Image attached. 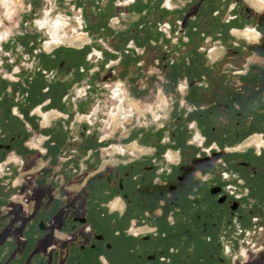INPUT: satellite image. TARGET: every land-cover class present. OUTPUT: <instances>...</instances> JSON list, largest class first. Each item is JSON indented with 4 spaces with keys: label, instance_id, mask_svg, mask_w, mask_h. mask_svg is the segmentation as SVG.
<instances>
[{
    "label": "flooded vegetation",
    "instance_id": "obj_1",
    "mask_svg": "<svg viewBox=\"0 0 264 264\" xmlns=\"http://www.w3.org/2000/svg\"><path fill=\"white\" fill-rule=\"evenodd\" d=\"M248 1L264 12L263 0ZM194 12L189 7L167 22L142 19L116 53L124 68L119 77H101L110 61L102 65L101 55H86L92 77L77 94L95 107L101 84L126 77L131 43L143 46L150 28L161 38L155 37L154 67L172 94L169 114L150 117L152 123L144 119L124 148L113 147L122 158L118 164L102 167L97 156L111 144L96 146L89 130L79 132L90 140L76 148L69 123L47 127L43 104L57 83L50 58H39L35 68L44 79L21 82L27 90L41 89L25 92L21 106H15L11 89L5 103L0 92V264H252L263 255L264 68L238 63L244 52L235 43L221 63L206 62L208 46L228 45L231 24L216 34ZM59 19L52 26L55 47L84 41L80 33L65 40L68 22ZM58 23L62 30L55 31ZM234 33L252 43L259 38L251 28ZM260 47L264 51V43ZM45 48L54 47L47 42ZM53 58L54 70L76 77V55L58 49ZM6 60L0 88H14ZM120 87L115 83L108 91L117 105L125 95ZM133 116L129 109L122 118ZM120 118L113 115L114 125ZM72 184L79 189L71 190Z\"/></svg>",
    "mask_w": 264,
    "mask_h": 264
},
{
    "label": "crops",
    "instance_id": "obj_2",
    "mask_svg": "<svg viewBox=\"0 0 264 264\" xmlns=\"http://www.w3.org/2000/svg\"><path fill=\"white\" fill-rule=\"evenodd\" d=\"M161 1L162 3L165 1V3L159 6L154 0H0V34L4 37L0 42V64L3 61L2 57L5 59L4 62L7 61L6 59L10 60L14 73L10 78L14 80L13 82H24L29 75L34 74L33 67L28 71L22 66L25 65L24 61H28V63L32 61L34 64L39 58V54H42V58L48 57L51 60L56 51L62 49L79 58L80 61L74 65L75 78L72 74L54 70L49 61L48 64L54 72L53 79L57 83L55 93L47 96V101L43 104L46 107L42 113L50 118L47 125L49 128L56 123L63 125L69 123L72 129L71 136L76 139L74 144L76 148L90 140L88 135H84L82 138L79 136V132L85 129L94 136L93 143L96 146L104 147L111 144V150L103 149L97 156V159L102 162V167L121 162L122 158L116 155L112 148H124V141L131 131L141 126L144 119L146 120L145 114L149 118L154 117L156 115L154 109L165 115L169 114L172 94L164 87L166 86L164 76L160 70L154 67L157 53L153 46L155 45V37H159L154 28L149 29L148 42H145L143 46L137 47L131 43L133 47L131 65L133 68L126 69V77L121 75L117 82L107 81L103 85L101 84L103 92L95 107L93 106L94 103L83 102L77 94V88L83 84L84 80L92 77V72L88 73V71L94 67L86 65V55L92 54L91 51H93L101 55L103 59L105 58L103 61L100 59L98 63L103 65L110 61L111 68H115V70L122 68L121 58L116 53L121 50L123 39L133 31L142 19L150 23L167 22L171 18L179 19L187 8L193 7L194 16L213 24L216 34L222 29H227L231 24V30L227 36L230 39L228 45L225 47L219 43H214L212 47L208 46L211 48L208 53L210 60L206 62L221 63L228 52V48H231L232 44L235 43L244 52L243 58L237 60L238 63L264 68V51L260 47L264 43V12L259 11L248 0L243 1L249 4L246 3L251 8L252 17L251 23L245 24V27H247L246 29H255L259 33V38L254 43L234 33L235 30H241L243 24L242 14L235 9L237 2L242 0ZM192 1L193 3H191ZM259 7L264 9V5L259 4ZM54 13H57L56 19L65 18L67 20L68 25L65 29L73 28L72 30L69 29L73 35L65 32L67 37H74L80 33L83 35L84 41H78L74 44L66 43L62 45L63 47L60 45L51 51H47L44 46L51 39L49 37L51 33L44 26L41 31H37L36 24L44 22L46 19L49 22L54 20L50 17ZM234 16L237 19L233 21ZM118 21L119 23L116 24ZM235 24L239 25L236 26ZM29 28L36 30L31 29L29 31ZM159 39L161 41L160 37ZM41 41L46 42L42 45L40 44ZM228 61L232 62L230 59ZM3 70L4 67L1 65L0 71ZM121 70L119 69L118 75ZM15 75L19 76L15 77ZM107 75H110V69H105L101 77L104 78ZM118 75L116 77H119ZM49 79L52 78L48 77V85L52 84ZM115 83L121 86L120 88L125 94L122 96L123 102L120 100L121 104L118 105L108 97V91ZM159 100H163L165 106L157 107ZM128 102L136 103L138 109L129 106ZM128 109L132 113L134 112V116L123 119L122 115L127 114ZM91 110L92 113H90ZM89 113L92 118L89 117ZM113 115L121 116L116 125L112 121ZM40 117L42 116L40 115ZM129 119H131V123H128ZM135 144L132 145V148L137 146ZM77 158L82 162L81 156ZM79 187L72 184L70 189L76 191Z\"/></svg>",
    "mask_w": 264,
    "mask_h": 264
},
{
    "label": "rangeland",
    "instance_id": "obj_3",
    "mask_svg": "<svg viewBox=\"0 0 264 264\" xmlns=\"http://www.w3.org/2000/svg\"><path fill=\"white\" fill-rule=\"evenodd\" d=\"M246 3L247 2H244L243 0L242 1H240V2H237V8H235V9H237V11L239 10V12L242 14V25H241V30H243V29H246L247 27H245V24L247 25V24H250L251 23V17H252V14H251V8H249L247 5H246ZM248 4V3H247ZM249 5V4H248ZM239 7V8H238ZM50 11H51V7H50ZM56 14L57 13H54V14H51V16L50 17H52V18H54V20L52 19L50 22H49V20L48 19H46V21H44V22H41V23H39V24H36L37 25V28L36 29H38L37 31H41L42 30V27L44 26V27H46V30L47 31H50V33H51V36L49 35V37H52L51 39H49L48 40V42H50V47H55L57 44H55V43H53V30H52V26H53V23L55 22V21H57V20H60L59 18L58 19H56L55 18V16H56ZM249 20V21H248ZM244 21H247L246 23L244 22ZM33 26V25H32ZM69 27V26H68ZM66 27H64L63 28V30L65 31V32H69V34H71L72 33V31H71V33H70V31H69V29H73L72 27H69L68 29H65ZM31 29H33V28H29V31H31ZM35 28L33 29V30H36ZM62 30V29H61ZM263 30H264V28H263ZM72 35H73V33H72ZM73 37H66L65 38V40H70V39H72ZM45 42L46 41H41V43L40 44H42V45H44L45 44ZM69 42V41H68ZM66 44V43H65ZM65 44H62V45H65ZM241 44L243 45V42H241ZM61 45V46H62ZM60 46V45H59ZM45 47V46H44ZM63 47V46H62ZM44 50H45V48H44ZM40 56H38L39 58H42L41 57V55L42 54H39ZM132 56V55H131ZM2 57V56H1ZM51 57V56H50ZM38 58V59H39ZM47 58V57H46ZM37 59V61L33 64L32 63V61L30 62L29 61V63H28V61H24L25 62V65L24 66H22L23 68H25V69H27L28 71H29V69L31 68V67H33L34 69L36 68L37 69V65L38 64H40L41 62H42V60L40 61V59L38 60ZM2 60L4 61L5 59L2 57ZM44 60H46L45 58H44ZM129 61V60H128ZM57 63V61H56V59L55 58H51V62H50V64H52V67L53 68H55V64ZM128 64H130V68L132 67V61L131 62H128ZM45 66H47V65H45ZM133 68V67H132ZM35 69V73L34 74H36L35 76H31V75H29L28 76V78H27V80H28V83H31V80H32V82L34 83V81L35 80H41L43 77H42V72H39L38 70H36ZM118 69V68H117ZM119 69H124V68H119ZM119 69L118 70H115V68L113 69V68H111L110 69V73L112 72V73H118V71H119ZM129 69V68H128ZM26 70V71H27ZM25 71V72H26ZM22 73H24V72H22ZM27 73V72H26ZM98 73V72H97ZM118 75V74H117ZM16 76H19V75H15V77ZM97 78H99V74H98V76H97ZM13 79V78H12ZM44 79V78H43ZM2 81V80H1ZM0 81V83H2ZM16 84V87H14V88H10L9 86H7V85H3L4 87H2V88H0V92H1V99L3 100H1L3 103H5L9 98H7V94H5V91L7 90H10L11 89V91H13V95L15 96V99L17 100V102H15L14 100H13V103L15 102L16 103V105L15 106H17V107H19V105L21 106V101H22V99H24V95H25V92H35V93H39V91L41 92V89H39L38 90V88H28V90H27V87H24V86H22V84H21V81H18V82H16L15 83ZM6 86V87H5ZM39 100V99H38ZM38 100H34V102L32 103V107L33 106H35L37 103H38ZM121 102H123V100L121 101ZM12 103V104H13ZM26 103H30V101H29V99H27V101H26ZM2 104V103H1ZM121 104V103H120ZM128 104H129V102H128ZM4 111V109H2V107H0V111ZM129 110V109H128ZM154 111H157V110H155L154 109ZM156 115H157V117H159V115H165L164 113H161V112H159V113H156ZM155 117V116H154ZM153 117V118H154ZM157 117H155V119H157ZM145 118H146V120H145V122H146V124L147 123H152L151 121H149V116L147 115V114H145ZM23 121H28V120H23ZM128 123H131V119H129V121H128ZM159 124H160V122H158ZM114 158V157H113ZM263 258H264V252H263V255L262 256H260V257H258L257 259H254V262L252 263V264H264V260H263Z\"/></svg>",
    "mask_w": 264,
    "mask_h": 264
},
{
    "label": "built area",
    "instance_id": "obj_4",
    "mask_svg": "<svg viewBox=\"0 0 264 264\" xmlns=\"http://www.w3.org/2000/svg\"><path fill=\"white\" fill-rule=\"evenodd\" d=\"M254 136H258V135L250 136L249 138H247V140H246L245 142L250 141ZM263 142H264V141H263ZM250 146H255L256 148H258L257 145H255V144H252V145H250ZM262 148H263V146H262ZM226 250H228V248H226Z\"/></svg>",
    "mask_w": 264,
    "mask_h": 264
},
{
    "label": "bare ground",
    "instance_id": "obj_5",
    "mask_svg": "<svg viewBox=\"0 0 264 264\" xmlns=\"http://www.w3.org/2000/svg\"><path fill=\"white\" fill-rule=\"evenodd\" d=\"M262 6H263V5H262ZM60 25H61V24H59V23L55 25V31H57V30L60 28ZM243 34H244V35H247V34H249V33L244 32Z\"/></svg>",
    "mask_w": 264,
    "mask_h": 264
}]
</instances>
